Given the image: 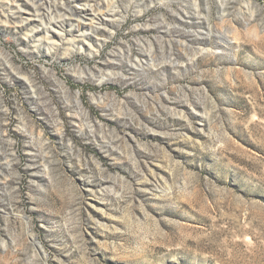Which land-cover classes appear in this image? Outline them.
I'll list each match as a JSON object with an SVG mask.
<instances>
[{
    "label": "rangeland",
    "instance_id": "rangeland-1",
    "mask_svg": "<svg viewBox=\"0 0 264 264\" xmlns=\"http://www.w3.org/2000/svg\"><path fill=\"white\" fill-rule=\"evenodd\" d=\"M0 264H264V0H0Z\"/></svg>",
    "mask_w": 264,
    "mask_h": 264
},
{
    "label": "bare ground",
    "instance_id": "bare-ground-1",
    "mask_svg": "<svg viewBox=\"0 0 264 264\" xmlns=\"http://www.w3.org/2000/svg\"><path fill=\"white\" fill-rule=\"evenodd\" d=\"M49 31H51L49 28H47L46 29V32L48 33ZM50 36L48 35V38H49Z\"/></svg>",
    "mask_w": 264,
    "mask_h": 264
}]
</instances>
